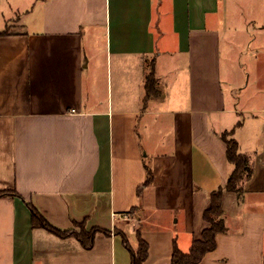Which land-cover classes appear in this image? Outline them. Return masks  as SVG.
Instances as JSON below:
<instances>
[{"label": "crops", "instance_id": "1", "mask_svg": "<svg viewBox=\"0 0 264 264\" xmlns=\"http://www.w3.org/2000/svg\"><path fill=\"white\" fill-rule=\"evenodd\" d=\"M10 24L0 191L18 195L0 197V264H132L124 236L169 264L235 168L225 131L253 173L242 199L224 189L227 229L198 264H264V0H0ZM27 201L60 229L106 231L87 249L34 227Z\"/></svg>", "mask_w": 264, "mask_h": 264}, {"label": "trees", "instance_id": "2", "mask_svg": "<svg viewBox=\"0 0 264 264\" xmlns=\"http://www.w3.org/2000/svg\"><path fill=\"white\" fill-rule=\"evenodd\" d=\"M10 32L9 28L1 31L0 34H7ZM147 94L146 98L151 95L159 93L157 87V79L155 76L154 64H152L151 70L147 76ZM232 131H225L222 133V137L227 145V156L230 162L235 165V168L231 175L228 178L227 184L225 187H220L212 192L211 195V206L206 209L204 213V218L211 224L205 228L203 232V237L201 239H194L190 250L185 252L182 251L178 246H175L171 262L169 264H198L203 257L210 251L214 250L217 247V234L225 231L226 224L223 218L224 210L222 205V197L224 189L236 191L239 195V198L242 199L245 193L243 186V180L246 177H250L253 173V167L251 165L249 157L242 153L239 149V142L236 138L231 137ZM152 180L151 174H149L146 184ZM139 188V193H142L143 186ZM5 195H18L17 192L11 190H2L0 191V197ZM28 206L30 207L32 213V221L34 227H44L47 230L61 236V237H76L82 245L90 249L95 244L96 233L102 228H92L86 229L85 225L81 222H77V225L81 227L80 230L75 228L72 229H60L53 224H51L41 212L34 206L33 203L27 201ZM106 231V230H103ZM124 242L132 251V264H144L145 260L149 255V244L140 236V246L138 251H133L131 245L129 244L127 238L124 236Z\"/></svg>", "mask_w": 264, "mask_h": 264}, {"label": "rangeland", "instance_id": "3", "mask_svg": "<svg viewBox=\"0 0 264 264\" xmlns=\"http://www.w3.org/2000/svg\"><path fill=\"white\" fill-rule=\"evenodd\" d=\"M12 27H13V25L10 24V25H9V29H12ZM243 56H245V55L243 54ZM243 59H244V58L241 56V63L238 64V63L235 62L234 64H232V66H236V67H239V69H242ZM246 77H247V76H246ZM237 83H238V84H237V88H238V87H240V86H246L247 81H245V80H240V81H238Z\"/></svg>", "mask_w": 264, "mask_h": 264}]
</instances>
